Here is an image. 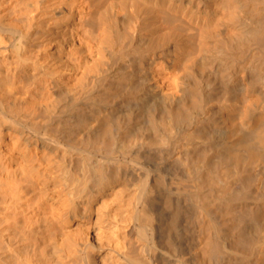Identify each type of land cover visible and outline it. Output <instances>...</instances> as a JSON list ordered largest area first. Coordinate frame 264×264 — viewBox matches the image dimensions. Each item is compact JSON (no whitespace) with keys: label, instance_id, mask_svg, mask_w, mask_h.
I'll return each mask as SVG.
<instances>
[{"label":"bare ground","instance_id":"1","mask_svg":"<svg viewBox=\"0 0 264 264\" xmlns=\"http://www.w3.org/2000/svg\"><path fill=\"white\" fill-rule=\"evenodd\" d=\"M0 264H264V0H0Z\"/></svg>","mask_w":264,"mask_h":264}]
</instances>
